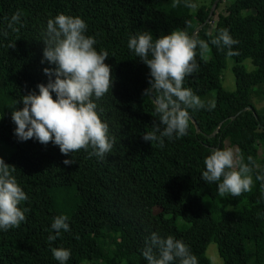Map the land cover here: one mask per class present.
<instances>
[{"label":"trees","instance_id":"obj_1","mask_svg":"<svg viewBox=\"0 0 264 264\" xmlns=\"http://www.w3.org/2000/svg\"><path fill=\"white\" fill-rule=\"evenodd\" d=\"M212 2L191 13L183 0L176 8L168 0H0V158L15 166L13 175L28 197L19 205L28 209L26 220L17 228L0 229V264H59L51 249L61 247L71 250L66 264L77 259L147 264L141 253L154 231L182 240L198 264H211L205 256L209 244L220 264H264V181L255 179L264 175V151L256 166L264 107L256 110L250 103L254 94L264 103V0H229L214 22ZM18 10L24 27L13 32L7 24ZM58 14L83 19L96 50L109 54L104 62L111 67L113 86L95 102L116 143L103 160L81 149L71 154L75 163L65 165L71 157L57 145L21 141L14 134L11 113L23 107L16 101L29 92L38 94L37 84L48 82L43 69L54 67L41 63L42 40L47 21ZM177 29L209 43L202 54L197 47L198 71L183 86L205 103L215 100L216 107L190 109L188 135L165 138L161 148L143 139L159 117L154 97L143 94L150 88V70L127 43L138 33L150 31L155 40ZM221 29L239 42L232 49L238 55L229 57L228 49L211 44ZM227 60L231 92L219 83ZM245 60L251 73L241 66ZM225 145L238 149L244 163L252 157V191L239 197H221L218 182L201 178L205 158ZM59 215L68 217L71 230L49 241L55 235L51 223Z\"/></svg>","mask_w":264,"mask_h":264},{"label":"clouds","instance_id":"obj_2","mask_svg":"<svg viewBox=\"0 0 264 264\" xmlns=\"http://www.w3.org/2000/svg\"><path fill=\"white\" fill-rule=\"evenodd\" d=\"M181 2L172 0L171 7H178ZM183 5L193 10L199 6L195 0H183ZM7 27L13 32L24 27L19 10L11 16ZM86 31L87 24L80 17L58 14L47 21L41 63L47 62L54 67L43 69L48 82L37 84L38 94L29 92L22 96L16 103L22 102L23 107L11 113L16 125L14 134L19 140L34 138L41 144L57 145L63 155L71 157L63 161L65 165L75 163L71 154L81 149H91L90 157L103 160L116 143L109 125L100 118L103 109L99 108L98 112L95 102L113 86L111 67L104 62L109 54L105 50L98 52L94 47L95 38L86 35ZM2 35L8 33L5 31ZM238 43L227 29H221L211 40L218 49H228L229 57L238 55L232 50ZM8 47L14 49L15 44L9 43ZM127 47L150 70V88L143 94L154 97L159 120L143 135L145 141L156 142L162 148L165 138L172 140L188 135L190 109L211 111L216 107L215 100L205 103L191 88L183 86L185 78L198 71L197 47L202 54L209 49L208 42L198 39L196 34L189 36L186 31L177 29L155 40L150 31L138 33L130 36ZM248 161L244 163L238 149H214L204 160L206 170L201 178L206 183L218 182L221 197H239L251 192L254 184L249 166L252 157H248ZM15 171L14 165L0 158V229L4 231L19 227L28 211L19 207L28 197L18 185L13 175ZM255 179L264 181V175H256ZM67 221L66 215L53 218L51 229L55 230V235H49V241H55L61 231L71 230ZM51 251L59 264H66L71 256L70 249L61 247ZM141 254L147 264H176L177 261L198 264L197 257L182 240L172 235L164 238L155 231L146 238Z\"/></svg>","mask_w":264,"mask_h":264},{"label":"rangeland","instance_id":"obj_3","mask_svg":"<svg viewBox=\"0 0 264 264\" xmlns=\"http://www.w3.org/2000/svg\"><path fill=\"white\" fill-rule=\"evenodd\" d=\"M171 1L172 0H168ZM212 0H195V2L199 5L195 10L190 9V12H195L198 8L200 7H207ZM229 0H218L220 4L218 7L213 11V17H211V22L215 21V17L217 14L223 13L224 8L226 4L228 3ZM212 25V23H211ZM192 31H190L188 34H190ZM241 66H243L245 72L251 73L253 71V67L250 65V63L245 60L242 62ZM220 87L223 91L225 92H231L234 87V81L233 77L231 74V61L227 60L225 69L222 71L221 76H220ZM211 97L213 96V93L210 95ZM250 103L253 105V107L256 110H260L262 107H264V103L261 101V99H258L255 94L251 97ZM225 148H228L227 145H225ZM264 151V141L260 142V147L257 152V165L259 166L258 162L263 154ZM100 233L97 232L96 236H99ZM205 256L209 260L211 264H220L219 259L217 258L216 255V249L213 244H209L205 250ZM77 264H86L85 262L81 261L80 259H77Z\"/></svg>","mask_w":264,"mask_h":264},{"label":"water","instance_id":"obj_4","mask_svg":"<svg viewBox=\"0 0 264 264\" xmlns=\"http://www.w3.org/2000/svg\"><path fill=\"white\" fill-rule=\"evenodd\" d=\"M217 3H218V0H213L212 5H211V7H210V9H209V15H211L212 12L215 10V8H216V6H217ZM199 29H200V27L197 28L196 30H194V32L198 31ZM149 96H150V94H149ZM195 128H196V127H195ZM195 130H197V129H195Z\"/></svg>","mask_w":264,"mask_h":264}]
</instances>
